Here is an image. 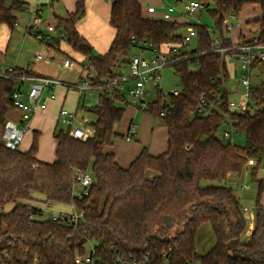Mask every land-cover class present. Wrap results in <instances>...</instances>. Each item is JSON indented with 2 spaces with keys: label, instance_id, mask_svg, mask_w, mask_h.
Listing matches in <instances>:
<instances>
[{
  "label": "trees",
  "instance_id": "16d2710c",
  "mask_svg": "<svg viewBox=\"0 0 264 264\" xmlns=\"http://www.w3.org/2000/svg\"><path fill=\"white\" fill-rule=\"evenodd\" d=\"M198 1L207 5L212 26L149 16L140 0H111L110 24L115 36L103 54H95L76 27L80 15L85 14V0H77L74 11L57 17L53 42L59 45V33L64 32L63 39L89 61L98 79L111 76L120 57L128 62L131 51L142 41L161 47L182 43L183 28L196 31V47L180 50V57L170 65L180 77V93L170 96L166 106L160 95L146 111L166 126L167 149L154 155L143 146L127 168L106 148L119 136L125 139L116 126L129 104L118 103L106 93L100 94L92 109L96 115L90 122L95 129L93 137L81 140L64 129L55 130L54 162L37 157L39 131L27 151L6 147L2 135L14 110L18 77L41 75L16 67L0 76V264H76V255L86 252L89 241L96 245L102 264H115L111 246L125 256L170 251L173 264H264V178L257 175L264 155V84L251 91L253 100L261 98L254 111L231 112L225 87L229 78L226 62L213 50L209 33L213 27L223 36L225 15H240L246 4L256 3L261 9L256 20L259 38L264 43V0ZM26 4L25 0H0V26L6 24L13 31L17 14L27 9ZM224 44L231 45V41L224 39ZM170 54L177 57L173 50ZM203 97L207 104L217 105L209 115L199 113ZM227 118L237 131L245 133L244 145L218 137ZM252 158L259 160L251 171L257 197L254 228L247 233L240 199L232 186L220 182L232 173L241 174ZM77 171L91 172L94 178L83 198L73 194ZM37 202L74 204L85 215L75 225L42 219L43 206ZM8 206L10 210L5 211ZM206 223L215 243L199 254L197 235Z\"/></svg>",
  "mask_w": 264,
  "mask_h": 264
},
{
  "label": "built area",
  "instance_id": "2783aa9c",
  "mask_svg": "<svg viewBox=\"0 0 264 264\" xmlns=\"http://www.w3.org/2000/svg\"><path fill=\"white\" fill-rule=\"evenodd\" d=\"M207 5L198 0H187L184 10H179L175 5H168L165 10H158L157 6L149 5L146 12L149 16L160 18L164 20H174L175 14L181 16L192 15L195 11L205 10ZM30 13V20L27 31L37 37L40 41L46 39L49 34L57 33L56 25H51L45 21L41 10L36 6ZM201 23V22H200ZM243 22L240 15L235 12H230L225 15L223 19V36L218 33L213 27L209 28L210 36L213 38V50L221 53L226 58L236 60L239 63L241 77L240 84L244 89L241 93L240 99L229 98V109L231 112L244 113L247 110H252L261 102L260 97L256 99L251 98V91L256 87L264 84V43L260 42L259 34L251 39L246 35L240 33L234 37L235 31H241ZM188 35H184L185 39L182 43H168L161 47L154 44L153 41L145 40L141 42L138 48L141 53L130 56L128 62H124L120 57L117 60L111 76L98 79V73L89 61L83 65L84 75L74 84L69 85L65 81L51 76H27L22 75L18 77L20 83L25 81L30 82L27 92L21 87L14 92L13 107L15 111L20 112V117L17 120L11 119L9 116L5 122V128L2 135L3 144L10 149H18L24 140L26 132L31 128L34 116L40 111L46 110L48 107L46 94L49 99L55 100L57 93L55 87L64 86L66 88L73 87L79 92V98L85 91L100 90L106 93L111 99L118 103L132 105L139 110L147 111L151 103L158 99L160 95L163 106L169 105V97L178 95L181 91V86H175L171 91L164 92L160 88L159 81L162 79L163 70L176 61L181 54L182 49L187 46L189 40L195 38L196 31L193 27L187 28ZM63 39L64 32L59 33ZM224 39L231 41V45H225ZM165 50V46L171 45ZM177 44V45H174ZM181 46V48H179ZM173 50V57L170 53ZM145 51L152 52L150 57L144 55ZM39 60L54 61L52 57H45L39 53L36 57ZM73 60L70 57L64 58L62 67H73ZM260 69L256 72L258 83H253L252 78L254 70ZM0 76H6L5 73H0ZM261 77V78H260ZM260 78V79H259ZM131 81H134L131 84ZM155 91L156 99H150V96ZM202 108H199V113L209 115L213 110L217 109L216 104H207L203 97ZM13 110V111H14ZM58 123H61L63 129L68 131L69 135L85 140L95 135V129L91 126L87 119L79 120L77 117V108L71 110L67 107H60L58 114ZM77 123H80L78 125ZM231 129L224 130L223 140L235 143V135L238 131H234L229 118L225 121ZM89 124V125H88ZM138 124L132 122L128 133L125 135L127 141H132L138 136ZM258 158L249 160V165L255 166L258 164ZM94 178L91 172L77 171L73 183V194L78 198H83L89 192V188L93 184ZM82 186L81 190H76V185ZM71 210L69 212H59L51 217H46L44 213L41 215L42 219L51 218L53 220H60L70 225H75L85 215L84 211L78 209L74 204L68 205ZM254 210L244 208L245 218L248 222V231L251 232L254 228L253 213ZM90 251L84 254H78L75 257L76 264H102V259L97 254V247L92 241ZM114 252L113 261L115 264H173V255L170 251H164L160 255L152 252H146L137 256H125L116 247L111 246ZM188 264H199L198 262H189Z\"/></svg>",
  "mask_w": 264,
  "mask_h": 264
},
{
  "label": "rangeland",
  "instance_id": "374dc122",
  "mask_svg": "<svg viewBox=\"0 0 264 264\" xmlns=\"http://www.w3.org/2000/svg\"><path fill=\"white\" fill-rule=\"evenodd\" d=\"M145 2L147 5L149 3H153L158 6V10L163 11L165 10V8H160L162 7V5H175L179 10H184L185 3L187 2V0H145ZM34 6H37L40 10H42V16L47 23L56 22L54 12H57L59 9L58 0H49L47 4L44 5H27V8L32 10ZM260 14V6L256 3L246 4L242 12L240 13L241 18L243 19V31L248 39L257 36L260 33L259 25L256 22V20L260 17ZM17 16L18 22L13 31L10 30V28L6 24H2L0 26V72L5 73L10 67H28L38 71L41 74L49 75L53 78H58L61 81H65L69 85L76 83L84 75L82 67L88 62L87 59L81 56L80 53L73 50L69 44H62L65 52H69L68 55L65 52H57L56 50L50 51L45 41H40L35 35L27 31V22L30 18V13L27 10H24L23 12L18 13ZM184 18L188 20L187 23L201 22L209 24L210 26H212L213 24V21L208 15L206 9L202 11L197 10L191 16L186 15L184 16ZM180 32L184 35H188V31L186 28H183L182 30H180ZM56 36L57 34H54V37ZM234 36L237 39L236 33ZM170 46H172V44L169 46H165V50L168 49ZM195 47L196 40L195 38H192L191 40H189L187 46H185L184 49L187 51H192ZM179 48H181V46H179ZM39 53H42L45 57H52L55 60H39L36 58ZM139 53H141V51L139 49L134 48L130 54L133 55ZM144 55L150 57L152 55V52L145 51ZM66 57H70L73 60V67H62V63L64 61V58ZM226 67L229 73V78L225 83V87L229 91L231 99L239 100L241 93L244 90L240 84L241 72L239 63L236 60H231L227 57ZM29 70L33 71L31 69ZM256 72H260V69L254 70V75L252 78L253 83H258ZM133 83L134 81H131V84ZM19 84L20 81L17 83V85ZM159 85L160 88L164 90V92L171 91L175 86H181L180 77L174 72L173 67L168 66L163 70L162 79L161 81H159ZM29 86L30 82L25 81L23 83V90L27 92ZM59 91L60 89H55V92ZM101 93L102 92L100 90L93 89L90 91H85L81 95V97L79 98L80 103L78 104L77 109V117L79 120L87 119L89 123L96 120V115L94 114L92 109L99 103V96ZM77 94H79V92L75 88L69 87V93L66 99L65 107L70 108L74 106V102H76L77 98L79 97V95L77 96ZM156 97L157 96L154 91L153 94L150 96V99L155 100ZM58 102L59 101L50 102L49 108L47 110H43L42 112H39L35 115V121L37 122L39 126L38 128H40L41 131V134L39 136V149L37 157L39 160L44 162L51 163L56 160V138L54 136V133L55 130L59 131L60 129H63L62 124L57 123L58 120L56 118V111L59 105ZM19 114V112L15 111L10 113L9 117L11 119L17 120ZM131 118H134V122L138 124L139 135L132 141H127L121 136L115 138L114 146L118 154L121 153L123 155H131V153L134 152V149H138L139 145L141 148L144 145L148 146L147 142L149 141H154L156 144H159L160 141L164 139L166 126H161L160 124H162V122L159 119H155L147 112L139 110L132 105L126 107L122 121L116 126V130L118 133H122L125 131V128ZM77 124L80 125V123ZM34 126L35 124L32 125L31 128L26 132L24 141H22L19 147L21 151H27L31 147L34 133L35 131L39 130ZM152 127H154V131H151ZM227 129L231 128L226 124L222 125L218 133V137L220 139L223 140V132ZM233 130L236 131L235 128ZM223 141L227 142L225 140ZM245 142V133L242 131H238V133L235 135L234 144L244 145ZM252 168L253 166L246 165L241 174H235L228 178L227 181L220 182V184L232 186L234 188V193L239 196L241 203L247 208H252L255 205L257 197L256 183L254 182V180H252L251 176ZM257 175L260 179L264 178V155L262 157L261 165L258 168ZM81 188L82 186L80 184L76 185L77 191L81 190ZM36 205L43 206V210L46 211V217L54 216L59 212H69L71 210L68 205H62L58 203L45 204L37 202ZM10 208L11 206H8L7 208H5V211H9ZM1 212L2 209H0V213ZM212 242V230L202 226L197 235V248H199L200 250H203V248L207 249ZM92 243L94 244L93 241ZM90 248L91 243H88L86 246V251H90Z\"/></svg>",
  "mask_w": 264,
  "mask_h": 264
},
{
  "label": "crops",
  "instance_id": "0c3cea01",
  "mask_svg": "<svg viewBox=\"0 0 264 264\" xmlns=\"http://www.w3.org/2000/svg\"><path fill=\"white\" fill-rule=\"evenodd\" d=\"M25 1L27 2L26 5L30 6V5H44V4H47V2L49 0H25ZM140 2L142 3V6H143L145 11H146V9H147V7L149 5L157 6V5L153 4V3H149L147 5L145 0H140ZM76 3H77V0H58L59 9H58L57 12L56 11L54 12V16L56 18V22L55 23H52V22L49 23L48 22V23L51 24V25H56L57 24V17L58 16H64L67 12L74 11L76 9ZM85 5H86L85 14L81 18L78 19L76 27H77L79 33L83 37H85L86 40L92 45V47L94 48V51H96L97 53H101V54L106 53L108 51L109 47H110V44H111L114 36H115V30L110 24V14H111V7H112L111 0H85ZM166 7H167V5H162V7H160V8L164 9ZM34 8H35V6H34ZM28 10L31 11V9H29V8H28ZM41 13H42V10H41ZM240 19L243 22V19L241 18V15H240ZM29 20H30V18L28 19V22H27V28H28ZM174 20L180 21V22H187L188 21L186 18H184V16H181L180 14H175L174 15ZM11 33H12V31H11ZM235 33L237 34V36L240 33L245 35V33L243 31V28H242L241 31H235L234 35H235ZM53 37H54V35L49 34L47 40L45 41V43L49 47L50 51H55L56 50L57 52L64 53L65 50L63 49L62 44L67 45L68 43H66V41L64 39H61V41H60V43L58 45L57 43L53 42V40H54ZM55 45H58L59 48H56ZM65 53H67V55L69 54V52H67V51ZM13 68H16V67H10L8 70H12ZM19 68H23V67H19ZM24 69H31V70H33L34 72H36L37 74H39L41 76H49V75L41 74V73H39L38 71H36V70H34L32 68H28L27 67V68H24ZM0 73H3V72H0ZM19 85L23 89V83H20ZM55 89H60L59 92H56L57 93V98L55 100L49 99L48 95H46V99H47V103H48L47 109L49 108V103L50 102L59 101L58 102L59 105H58V108H57V111H56V118L58 120L59 109H60V107H63V106L65 107L66 99H67V96H68V93H69V88H66L64 86H57V87H55ZM78 95L79 94H77V96ZM79 100L80 99L78 97L77 101L74 102V106L70 107L69 109H71V110H74L76 108L78 109V104L80 103ZM12 112H15V111H12ZM17 112H19V111H17ZM40 112H42V111H40ZM19 117H20V114L17 117V119ZM132 122H134V118L130 119L129 123L127 124V126L125 128V131L122 132V133L119 132V134L125 136L128 133L130 125H131ZM57 123H58V121H57ZM34 124H35V126H34L35 128L39 127L37 122L35 121V116H34L33 121H32V125H34ZM160 125L161 126L163 125V127L165 126L163 123L160 124ZM38 129L39 130H37V131H39L41 133L40 128H38ZM165 130H166V132H165V135H164V139H162L159 144H156L154 141L147 142L150 152L152 154H154V155H157V154H160V153L164 152L167 149V147H168V145H167V129H166V127H165ZM151 131H154V127H152ZM138 135H139V132H138ZM56 145H57V141H56ZM144 146H146V145H144ZM141 149L142 148L139 145L138 149H134L133 150L134 152H132L131 155H128V154L123 155L121 153L118 154V152H116L115 146L113 145V146L107 147L106 151L114 153L115 156H116V159L121 164V166L127 168L132 163V161L138 156V154L140 153ZM55 153H56V147H55ZM233 175H235V174L234 173L230 174L228 178H230ZM237 197L239 198V196H237ZM39 206H42V205H39ZM243 207L247 208L244 205H243ZM249 209L254 210V206L252 208H249ZM252 213H253V211H252ZM253 219H254V213H253ZM203 226L206 227V228L211 229V226H210L209 223H206ZM247 233H249L248 230H247ZM214 243H215V237L213 235V242L211 243V245L207 249L203 248V250L202 249L200 250L199 248H197L198 253L199 254L205 253L206 251H208L214 245ZM205 246H207V245H205Z\"/></svg>",
  "mask_w": 264,
  "mask_h": 264
},
{
  "label": "water",
  "instance_id": "95a60500",
  "mask_svg": "<svg viewBox=\"0 0 264 264\" xmlns=\"http://www.w3.org/2000/svg\"><path fill=\"white\" fill-rule=\"evenodd\" d=\"M177 1H181V0H177ZM79 18H81V15H80V17H79ZM94 53H95V54H98L96 51H94Z\"/></svg>",
  "mask_w": 264,
  "mask_h": 264
}]
</instances>
